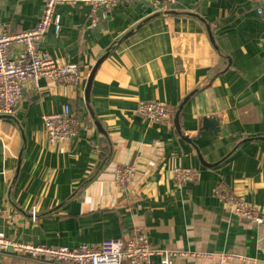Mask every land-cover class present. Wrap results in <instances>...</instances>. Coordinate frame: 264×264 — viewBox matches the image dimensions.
Wrapping results in <instances>:
<instances>
[{
    "label": "crops",
    "instance_id": "1",
    "mask_svg": "<svg viewBox=\"0 0 264 264\" xmlns=\"http://www.w3.org/2000/svg\"><path fill=\"white\" fill-rule=\"evenodd\" d=\"M155 2L158 10L136 0L105 18L81 4L57 7L60 30L50 29L39 49L76 65L83 81L77 88L41 81L12 119L0 120V235L73 249L126 240L141 229L157 249L198 255L174 264H241L222 257L230 255L264 264V224L229 214L214 196L223 183L264 210V33L254 2ZM42 6L43 0H0V24L9 33L28 31ZM161 10L175 14L150 18ZM193 91L179 115L180 133L136 114L139 102L177 110ZM65 105L82 127L74 142L49 147L41 118ZM208 118L217 132L203 126ZM105 148L109 158L97 173ZM117 166L135 168L123 188L114 184ZM176 168L198 176L177 185ZM0 264L28 262L0 252Z\"/></svg>",
    "mask_w": 264,
    "mask_h": 264
},
{
    "label": "built area",
    "instance_id": "2",
    "mask_svg": "<svg viewBox=\"0 0 264 264\" xmlns=\"http://www.w3.org/2000/svg\"><path fill=\"white\" fill-rule=\"evenodd\" d=\"M133 1L136 0H43L34 28L9 33L0 24V116H13L27 90H38L41 81L75 88L83 81L76 65L59 64L39 49L50 29L55 33L60 30V17L56 14L58 6L73 7L81 4L91 7L94 17H97L96 12H100V16L105 18L113 8ZM142 1L145 6L158 10L155 0ZM253 2L255 14L263 25L264 33V0ZM93 20L95 22L98 19ZM174 112L173 108L161 102H139L136 109L137 116L152 124L173 125ZM41 122L49 147L74 142L82 127L81 120L70 105H65L59 114L42 116ZM134 174L133 166H117L114 170L115 186L123 188L132 180ZM197 176L195 170L188 168H176L173 171V181L177 185L191 183ZM214 196L229 214L253 226L264 224V210L233 195L225 184L216 185ZM35 218V211H32L31 219L34 221ZM0 252L20 257L28 264H151L154 257L160 258L159 264H174L177 258L198 256L157 249L149 243L146 233L141 229H133L126 240H105L96 248L81 245L73 249L32 245L0 235ZM222 257L241 264H254L253 260L237 255Z\"/></svg>",
    "mask_w": 264,
    "mask_h": 264
},
{
    "label": "water",
    "instance_id": "3",
    "mask_svg": "<svg viewBox=\"0 0 264 264\" xmlns=\"http://www.w3.org/2000/svg\"><path fill=\"white\" fill-rule=\"evenodd\" d=\"M167 11L168 10L161 11V13H157V14L151 16L150 18H153V17H156V16H160V15H163V14H170V15L171 14H175L174 12H167ZM207 32L209 34V38H210L211 43L214 44V40H213V37L211 35V32H209V31H207ZM93 73H94V70L91 72V74H90V76L88 78L87 87L85 88V101H86L87 104H88V101H89L88 93H89V89H90V84H91V81H92ZM195 92L196 91H193L189 95H187L183 99L182 103L179 105L178 109L175 110V112H174L173 126H175V129L177 130L178 133H180V127H179V115H180V112H181L182 108L184 107V105L193 96V94ZM90 112H91V110H90ZM91 114H92V112H91ZM1 119H12V117H10V116H0V120ZM95 126H96L97 131L102 135L101 142L103 144H105L106 142H108L107 135H106L105 131L102 129L101 124L98 121H96L95 122ZM203 126L204 127H208V128H210L212 130H216V132L218 131L217 121L215 119H213V118L203 119ZM184 139H186L187 141H189L185 137H184ZM109 150H110V148H108V149L105 148V149L102 150L103 160H102V162L100 164V167H99V170L97 171V173L106 165V163L108 161V158H109ZM199 159H200V161L202 162V164L204 166L214 167V165H209V164H206L205 162H203V160L200 158V156H199Z\"/></svg>",
    "mask_w": 264,
    "mask_h": 264
}]
</instances>
